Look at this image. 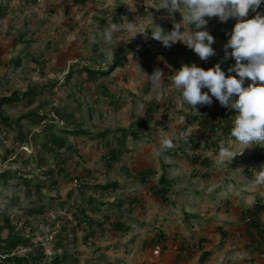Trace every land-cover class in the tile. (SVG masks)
Instances as JSON below:
<instances>
[{
  "label": "rangeland",
  "instance_id": "374dc122",
  "mask_svg": "<svg viewBox=\"0 0 264 264\" xmlns=\"http://www.w3.org/2000/svg\"><path fill=\"white\" fill-rule=\"evenodd\" d=\"M159 3L4 0L0 97L15 92L22 95L31 88L37 94L31 104L21 98L2 108L12 123L19 119L22 127L6 128L0 122V173H7L0 177V213L11 218L13 232L20 231L32 237L31 243L42 245L35 252L43 257L42 263L65 254L64 264H264V240L258 233L264 230V209L258 219L260 229L250 227L245 217L257 202L264 205V185L255 183V174L264 165V158L256 156L261 149L264 153V145L245 148L230 163L221 162V145L237 152L244 146L225 135L222 127L215 136L210 128L223 116L224 125L233 126L236 110L222 107L213 97L210 106L197 105L200 114H195L171 80L182 64L193 63L205 70L219 63L226 76H236L228 71L236 62L225 59L224 46L237 20L209 19L206 30L214 37L215 55L202 60L182 42L166 48L151 37L153 22L170 32L173 20L182 21L179 12L170 17L166 9H155ZM257 14L264 15V2L245 19ZM138 16L134 29L115 33L113 56L105 54L108 45L98 33L110 23L125 24V18L135 22ZM93 35L97 43L89 42ZM115 57L120 63L110 65L107 75L90 80L78 71L67 81L73 67L107 69ZM157 68L165 77L159 88H153L143 73L151 75ZM249 83L246 78L244 86ZM57 106L73 113L74 124L93 132L109 130L110 139L127 130L119 160L110 164L104 157L106 140L90 135L71 137L77 152L73 151L68 162V175H56L57 183L51 184L36 163L42 155L31 138L36 125L25 115L31 110L44 111L51 119ZM212 113H217L214 122L209 117ZM140 119L148 122L139 125ZM55 122L67 125L60 118ZM189 137L199 143L198 149L186 145ZM164 139H171L175 147L161 152ZM205 141L211 147L204 148ZM186 153L208 157L211 164H192ZM25 158L31 162L24 164ZM51 163L44 169L52 167ZM141 174L147 176L145 181ZM162 175L170 182L166 202L152 189L161 186ZM110 181H117V188L102 191L94 186ZM84 182L90 187L84 189ZM83 206L100 225L76 223L75 213ZM118 222L121 228L113 224ZM1 236L6 237V231ZM205 251L210 254L201 262Z\"/></svg>",
  "mask_w": 264,
  "mask_h": 264
},
{
  "label": "clouds",
  "instance_id": "9594fccd",
  "mask_svg": "<svg viewBox=\"0 0 264 264\" xmlns=\"http://www.w3.org/2000/svg\"><path fill=\"white\" fill-rule=\"evenodd\" d=\"M262 2L264 0H160L155 9H166L170 17L176 12L182 16L179 23L173 20V29L170 32H165L154 24L150 12L147 15L153 22V39L166 48L182 42L202 60L215 55L212 47L214 37L206 30L209 19L218 17L221 22H227L229 18L237 20L230 39L224 46L225 59L230 56L236 62L228 71L235 72L236 76H226L219 63L207 70L194 63L182 64L171 75L175 89L180 92L183 101L193 113L200 114L197 105L210 106L213 97L222 107L236 110L230 136L244 147L237 152L221 145L218 153L221 162L230 163L245 148L264 145V15L257 14L252 19H245L249 11H256ZM139 19L138 16L135 22H128L125 18V24L110 23L98 33L104 44L108 45L104 50L105 54L110 53L113 56V49L117 44L114 41L115 33L131 31L137 26ZM137 33L140 32L135 35ZM89 42L97 43V36H91ZM228 49H231L230 53ZM143 74L153 88H159L165 77L159 68L151 75ZM246 78L251 81L247 87L244 86ZM205 88L208 89L207 92L202 91ZM234 96L237 98L233 99ZM174 147L171 139H164L160 151ZM255 183L264 185V165L255 174Z\"/></svg>",
  "mask_w": 264,
  "mask_h": 264
},
{
  "label": "trees",
  "instance_id": "16d2710c",
  "mask_svg": "<svg viewBox=\"0 0 264 264\" xmlns=\"http://www.w3.org/2000/svg\"><path fill=\"white\" fill-rule=\"evenodd\" d=\"M6 13V8L4 7V0H0V17L4 16ZM226 34V33H224ZM229 62L233 63L235 62L233 59H227ZM20 63V59L16 60V64ZM120 63V59L118 57H115L111 64L108 65L107 69L101 68V67H94L89 65H83L80 69H76L73 67L72 71H68L67 75V81L70 80L72 77V74L74 72H85L87 74L88 79L90 80H97L100 77L108 74V69L111 68L112 65H116ZM111 65V66H110ZM57 85V81L55 83H52L50 86H48V89H52ZM44 89H47V87H44ZM40 92V91H39ZM37 94V91L35 88L28 89L27 91L23 92L22 95H18V93H13L11 95H5L0 97V122H2L6 128H9L10 126L18 125L21 126V122L18 119L15 123L11 122V118L4 114L2 108L5 104H10L14 101L21 100V98H25L27 100V105L31 104L33 100L35 99V95ZM110 96L111 93H108ZM55 115L54 118L49 119V113L44 111H29L25 117L31 119V122L36 125V128L31 132V138L33 140L34 145H38L39 151H40V157L36 160V163L38 167H40L44 174H47L49 178H51V184H56V175H68L67 173V165L68 162L73 159V151H76L75 147L70 141L71 137L80 136V135H90L91 137H98L103 140H106L107 146V153L104 155L105 158H107L108 163H113L114 161L119 160L127 139L128 131L123 129V132L120 136L116 137V139H113L109 137V130L101 131V132H93L90 129H87L86 127H83V125H80L78 123L74 124V116L72 112H69L66 106H57L55 107ZM212 121L214 122L217 120V113H212L209 116ZM56 118H60L61 120H66L65 126H61L55 122ZM148 122V119H140L139 125L145 124ZM22 127V126H21ZM218 127H222V131L225 135L230 136L231 132V124L225 123L224 125V116L219 119V121L215 124H212V127L210 128V133L212 135H216V129ZM116 144V145H115ZM186 145L191 146V148H194L195 150L200 147L199 143L195 141L192 138H188L186 140ZM212 144L205 141L203 143L204 148L211 147ZM10 151V150H8ZM77 152V151H76ZM261 155L257 154L256 158H264L263 150H260ZM47 154H50V157L47 158ZM187 157H189V160L192 164H203V165H210L211 162L208 157H202L201 154H193L188 155L189 153H186ZM32 158V157H31ZM30 159L24 160V164H28L31 162ZM35 160V159H34ZM52 161V163L50 162ZM48 163H51L52 167H49L48 169H44V166ZM55 173V174H54ZM7 176V173H0V177ZM141 179L145 181L147 179V176L145 174H141ZM90 183L84 182L82 183V187L88 188L90 187ZM160 184L161 186L158 188L154 186L152 189L155 192L154 194L156 196H159L161 201L166 202L167 201V195L170 190V182L165 177V175H162L160 178ZM119 183L117 181L114 182H107L105 184H95L94 186L102 191H107L111 189L117 188ZM37 187L40 186V183L36 184ZM91 201V200H90ZM91 203V202H90ZM258 202L255 204V207L252 209H249L246 211V219L247 224L250 227H254L256 229H260L261 225L259 224V215L260 212L264 209V205H257ZM63 206L64 203H61ZM34 209H30V212H32ZM92 210H95L94 207ZM75 219L76 223L78 225L86 224L88 226H92L93 223L101 224L100 222H96L88 213L86 206H83L81 208L77 209V213H75ZM0 223L1 227L0 229L2 231H6L7 236L2 238L1 232H0V264H64L66 263V255L63 254L61 257H56L55 259L48 261V262H41L42 256L38 255L35 252H40V248H42L41 244L39 242L31 243L32 237H26L24 235H21L20 231L13 232L14 226L12 224L11 218L4 213H0ZM118 228H121L122 223H113ZM248 227V228H250ZM251 229V228H250ZM254 232H251L252 236L254 235ZM260 234V238L264 240V230L258 231ZM93 234V233H91ZM24 249H30L31 251L28 252H22ZM210 251H205L201 262L205 260L209 256Z\"/></svg>",
  "mask_w": 264,
  "mask_h": 264
}]
</instances>
